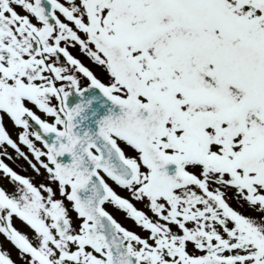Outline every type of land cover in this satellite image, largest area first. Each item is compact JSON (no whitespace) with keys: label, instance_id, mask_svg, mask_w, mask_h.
I'll list each match as a JSON object with an SVG mask.
<instances>
[{"label":"snow or ice","instance_id":"snow-or-ice-1","mask_svg":"<svg viewBox=\"0 0 264 264\" xmlns=\"http://www.w3.org/2000/svg\"><path fill=\"white\" fill-rule=\"evenodd\" d=\"M77 74L121 109L95 135L66 105ZM0 112L20 130L0 118V146L43 169L36 185L0 161V234L25 264H264V0H0ZM0 264H14L2 246Z\"/></svg>","mask_w":264,"mask_h":264},{"label":"flooded vegetation","instance_id":"flooded-vegetation-1","mask_svg":"<svg viewBox=\"0 0 264 264\" xmlns=\"http://www.w3.org/2000/svg\"><path fill=\"white\" fill-rule=\"evenodd\" d=\"M61 2H64V0H61ZM17 11L19 12L20 9L17 8ZM23 14V13H21ZM35 23V21H33ZM70 51V54H72L74 56V58H77L79 59L84 66L88 67L94 75H98L97 73H99L100 77H102V80L103 81H106V80H110V77L108 76L106 70L104 69L103 66H97L96 64H94L93 62H91L88 58H86L84 55H82L79 51H78V47L77 48H73V49H69ZM78 77L80 78V80H85L86 78H83L82 76H80V74H77ZM56 101L55 99L53 98L52 100V104H55ZM38 116H41L42 119H46V116H43V114L39 113L38 110H36L34 108V106H31L30 104H27ZM49 122L51 123L52 122V118L49 117ZM191 171V169H190ZM226 191L227 193V196H226V202L229 203V205L234 209V210H237L238 212L244 214V215H248V216H258L259 214L258 213H253V212H250L248 210V206L245 202L243 201H240L239 203L237 202V200L233 199L232 197L234 196V190H230V189H226L224 190ZM243 204V207H241L240 205ZM146 214H149L151 215L148 211H145ZM126 221V220H125ZM124 221V223H125ZM124 224V227L126 229H129V230H132L134 231L136 234H139L141 237H146L147 236V233L144 232L142 229H140L139 227L137 226H133V227H129L128 225ZM0 238L3 242L6 243V238L3 237L2 234H0ZM5 249V248H3ZM6 250V249H5ZM188 251L191 252L192 251V246L191 244H189L188 246Z\"/></svg>","mask_w":264,"mask_h":264},{"label":"rangeland","instance_id":"rangeland-1","mask_svg":"<svg viewBox=\"0 0 264 264\" xmlns=\"http://www.w3.org/2000/svg\"><path fill=\"white\" fill-rule=\"evenodd\" d=\"M0 113H1L0 118H2L3 126L8 130L10 136L12 138L16 139L17 138V132L20 131V130L14 127L12 121L10 120V118H8L6 116V114H4L2 112H0ZM4 151H6L8 154L12 153V151L6 145L0 146V153H3ZM125 152H126V154L128 156H134L135 155V152L133 150H131L130 148H125ZM14 165L16 166L17 169L19 168L18 170L31 171L30 170L31 168L28 166V164L24 160H22L20 158H17V163H14ZM22 172H24V171H22ZM108 183L110 184L111 187H113V189H114V191H116V193H119L120 195H123L124 198H128L129 197V193L126 190H121L118 186H116L111 181H108ZM132 202H135V201H132ZM107 207H108L109 213H111L113 215V217L118 220V218L120 217V214H119L120 210H117L111 204L109 206H107ZM74 223H77V221H75ZM21 263L25 264V261H23Z\"/></svg>","mask_w":264,"mask_h":264},{"label":"water","instance_id":"water-1","mask_svg":"<svg viewBox=\"0 0 264 264\" xmlns=\"http://www.w3.org/2000/svg\"><path fill=\"white\" fill-rule=\"evenodd\" d=\"M72 96H73V97H72L73 99L71 98L70 100L67 101V104H68V105H72V102H73V101H79V102H80V101H83V100L86 99L87 97H88V100L91 99V97H95L96 99H99V98L102 97V95H101L99 92H97L96 90H92L91 93H88V94H85V93H84V94L79 95V96L73 94ZM79 102H77V104H79ZM91 105H92V106H95V101H92ZM110 105H113V104H110ZM118 109H120V107L116 105V111H117ZM108 111L113 112V110H108ZM110 115L115 116V118H116V114H115V113H110Z\"/></svg>","mask_w":264,"mask_h":264}]
</instances>
